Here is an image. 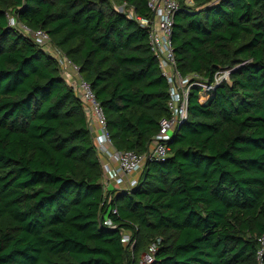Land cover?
I'll use <instances>...</instances> for the list:
<instances>
[{
    "label": "trees",
    "instance_id": "1",
    "mask_svg": "<svg viewBox=\"0 0 264 264\" xmlns=\"http://www.w3.org/2000/svg\"><path fill=\"white\" fill-rule=\"evenodd\" d=\"M178 1V69L210 81L230 69L229 81L207 102L194 87L167 160L106 191L85 102L8 13L79 67L113 148L145 153L169 84L148 29L117 6L152 19L149 0H0V264H141L157 238L153 264H264V0Z\"/></svg>",
    "mask_w": 264,
    "mask_h": 264
},
{
    "label": "built area",
    "instance_id": "2",
    "mask_svg": "<svg viewBox=\"0 0 264 264\" xmlns=\"http://www.w3.org/2000/svg\"><path fill=\"white\" fill-rule=\"evenodd\" d=\"M219 1L221 0H213L210 5ZM189 3L192 4L193 1L189 0ZM149 7L153 12L152 19L138 16L134 9L128 6L127 2L117 6L119 11L138 20L143 27L148 29L151 49L159 59L162 74L169 84L170 99L168 104L170 117L161 120L160 131L154 138L149 150L145 153H137L135 151L119 152L115 149L113 151L108 150L109 147L113 146L107 129L105 112L97 100L90 83L80 75L79 67L51 44L49 34L45 30H32L17 20L14 15L15 12L8 13L10 26L29 36L43 48L47 44L55 48L54 57L60 64L63 77L85 102V110L88 116L96 120L99 128V135L96 137L98 152L100 155H108L109 159H113L116 162V166H112L109 162H102L105 171L103 184L106 191L115 189L131 191L138 185L139 178L148 163L165 162L169 155L168 142L177 127L189 118V100L192 89L194 87L201 88V100L203 96L210 98L211 92L218 85L224 81H229L232 72L230 69L219 71L215 74L212 81L203 79L197 74L184 76L177 67L172 42L174 19L181 9V4L178 0H149ZM66 71H70L69 74L71 76L68 78L65 76ZM112 212L114 214L117 213V209H113ZM104 223L110 227H116L108 216H106ZM258 241L261 244L258 259L262 261L264 255V234L259 237ZM123 242L130 248H133L136 243L131 232H123ZM161 242V238H157L149 245L148 250L141 257V264L154 263Z\"/></svg>",
    "mask_w": 264,
    "mask_h": 264
},
{
    "label": "crops",
    "instance_id": "3",
    "mask_svg": "<svg viewBox=\"0 0 264 264\" xmlns=\"http://www.w3.org/2000/svg\"><path fill=\"white\" fill-rule=\"evenodd\" d=\"M52 46V45H51ZM48 47L49 49H51L52 51H48L46 48H44V50H46L48 53H53V50H55V48L52 46V47ZM71 76V75H70ZM91 119V124H92V130H93V134L95 136V138L99 135V128H98V125H97V122L95 119L93 118H90ZM109 151H113L114 148L113 147H109L108 148ZM100 158L102 160V162H109L112 166H116V162L115 160L113 159H109V156L108 155H100Z\"/></svg>",
    "mask_w": 264,
    "mask_h": 264
},
{
    "label": "rangeland",
    "instance_id": "4",
    "mask_svg": "<svg viewBox=\"0 0 264 264\" xmlns=\"http://www.w3.org/2000/svg\"><path fill=\"white\" fill-rule=\"evenodd\" d=\"M50 46H51V45L47 44V45L44 46V48L47 49V48L50 47ZM51 47H52V46H51ZM47 50H48V51H52V50L49 49V48H48ZM50 54H51V53H50ZM51 55L54 57V55H55V50H53V53H52ZM69 72H70V71H68V72L66 71V72H65V76H66L67 78L70 76ZM77 94H78V92H77ZM204 100H207V99L204 98ZM206 102H207V101H206Z\"/></svg>",
    "mask_w": 264,
    "mask_h": 264
},
{
    "label": "bare ground",
    "instance_id": "5",
    "mask_svg": "<svg viewBox=\"0 0 264 264\" xmlns=\"http://www.w3.org/2000/svg\"><path fill=\"white\" fill-rule=\"evenodd\" d=\"M204 98L207 99V100L209 99L208 97L203 96V98H202L203 102H206L207 101V100L205 101Z\"/></svg>",
    "mask_w": 264,
    "mask_h": 264
}]
</instances>
